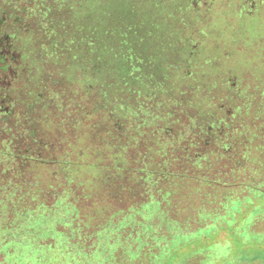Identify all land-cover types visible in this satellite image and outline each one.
<instances>
[{"label":"trees","instance_id":"16d2710c","mask_svg":"<svg viewBox=\"0 0 264 264\" xmlns=\"http://www.w3.org/2000/svg\"><path fill=\"white\" fill-rule=\"evenodd\" d=\"M53 1L0 0V264H124L132 255L169 264L168 251L181 252L171 264H186L212 245L214 229L246 235L247 206L264 212V184L242 153L246 138L264 137L248 115L257 108L245 112L238 88H221L225 78L189 89L185 65L181 85L154 73L151 90L125 75L73 92L65 63L49 53L51 26L68 14ZM35 22L37 85L19 43ZM77 130L91 134L85 147ZM227 181L224 192L210 188ZM244 186L253 195L215 215L213 200Z\"/></svg>","mask_w":264,"mask_h":264},{"label":"rangeland","instance_id":"374dc122","mask_svg":"<svg viewBox=\"0 0 264 264\" xmlns=\"http://www.w3.org/2000/svg\"><path fill=\"white\" fill-rule=\"evenodd\" d=\"M60 1L68 14L65 23L60 21L51 26L53 45L49 53L52 62L65 63L62 76L73 92L77 87L79 94L86 95L84 91L92 81L99 86L98 91L109 80L117 86L125 75H130L132 82L137 81L144 90H151L155 89L150 84L154 73L181 85L179 82L186 77L185 65L187 70L191 68L188 73L192 76L184 81L189 89L200 88L203 79H209L211 86L217 78L231 79L232 84L221 81L223 91L236 86L244 111L257 108L251 110L254 115H248L264 123V0H198L197 5L190 0ZM34 27L33 32L19 37V43L24 49L20 58L33 65L32 81L37 85L40 68L35 52L42 42L36 40V22ZM57 47L59 53H53ZM46 57L50 58L48 54ZM96 71L95 79L91 80L88 74ZM144 90L138 88L137 92H148ZM51 127L57 131L55 124ZM76 135L84 147L91 136L80 130ZM254 138L253 135L246 138L242 153L251 159L247 169L255 170V184L257 180L264 184V137L255 142ZM83 151L87 154L86 149ZM230 185L227 181L210 188L224 192ZM200 195L197 192L195 200ZM250 195L252 186H244L221 199L214 198L211 209L215 215L223 214L220 219H224L230 204L244 202ZM251 207L247 206L245 218L253 217L243 226L246 235L236 232L230 236L229 229L218 231L211 225L212 245L190 257L186 264H264V250H258L264 249V212L254 215ZM195 215L200 217V212ZM204 229L197 232H205ZM180 253L168 251L169 264ZM133 259L132 255L124 264H148L144 257L140 263ZM154 264H162V260L157 259Z\"/></svg>","mask_w":264,"mask_h":264},{"label":"flooded vegetation","instance_id":"af4514ba","mask_svg":"<svg viewBox=\"0 0 264 264\" xmlns=\"http://www.w3.org/2000/svg\"><path fill=\"white\" fill-rule=\"evenodd\" d=\"M190 2H191V4L193 5V4H198V0H190Z\"/></svg>","mask_w":264,"mask_h":264}]
</instances>
